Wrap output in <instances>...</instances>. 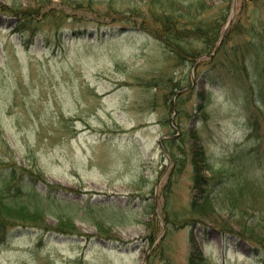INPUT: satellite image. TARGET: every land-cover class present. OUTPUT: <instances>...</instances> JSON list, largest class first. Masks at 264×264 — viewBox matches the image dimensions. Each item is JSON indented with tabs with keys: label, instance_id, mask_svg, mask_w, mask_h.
Returning <instances> with one entry per match:
<instances>
[{
	"label": "rangeland",
	"instance_id": "rangeland-1",
	"mask_svg": "<svg viewBox=\"0 0 264 264\" xmlns=\"http://www.w3.org/2000/svg\"><path fill=\"white\" fill-rule=\"evenodd\" d=\"M163 12L203 37L160 40ZM12 175L50 229L0 264H264V0H0Z\"/></svg>",
	"mask_w": 264,
	"mask_h": 264
},
{
	"label": "trees",
	"instance_id": "trees-1",
	"mask_svg": "<svg viewBox=\"0 0 264 264\" xmlns=\"http://www.w3.org/2000/svg\"><path fill=\"white\" fill-rule=\"evenodd\" d=\"M34 8V7H33ZM41 11V10H40ZM34 12H38V8H34ZM188 12V11H187ZM19 12L17 16L18 22L21 21H28L31 18V15L26 13L25 11L22 12V16ZM193 31L190 29L189 23L186 21V17L184 13L181 14H170L163 12L162 13V30L155 32V36L159 38L160 40L165 41L167 44H170L172 40H176L175 44L178 47V49L182 51H185L183 49L182 45H178L179 43L183 42L187 38L193 37H203L201 34L200 28L195 27L192 28ZM204 37L205 41H209L214 36H208ZM177 49V50H178ZM176 50V49H175ZM176 53L181 54L176 51ZM202 54V52L196 53L195 51H192L190 54H185L187 57H195ZM20 180V179H19ZM0 183H3V185L0 184V240L5 238L9 233L13 230L14 226L20 225L22 227H41L44 229H50L47 225L44 223H33L28 218L35 219L32 215H30V211L32 208H36L28 204L27 200L24 198V196H30L29 193H32L31 191L35 192L33 188H29L25 192L22 188L23 183L17 180L16 177H0ZM10 183H12V186H9ZM26 193V194H25ZM36 193V192H35ZM34 194V193H32ZM37 194V193H36ZM34 194V195H36ZM12 216L11 219L18 220V221H5L3 218L9 219V216ZM8 217V218H7ZM44 224V225H43ZM58 230H61L59 228H56ZM56 230V231H58ZM62 230H71L74 231L75 229L72 227L64 228ZM71 231H62V232H71ZM59 232V231H58Z\"/></svg>",
	"mask_w": 264,
	"mask_h": 264
},
{
	"label": "water",
	"instance_id": "water-1",
	"mask_svg": "<svg viewBox=\"0 0 264 264\" xmlns=\"http://www.w3.org/2000/svg\"><path fill=\"white\" fill-rule=\"evenodd\" d=\"M226 32H227V27L225 28V30H224V32H223V35H222V37H221V39H220V43L222 42V40H223V38H224ZM220 43H219V44H220ZM218 46H219V45H218ZM218 46H217V48H218ZM217 48H216V50H217Z\"/></svg>",
	"mask_w": 264,
	"mask_h": 264
}]
</instances>
